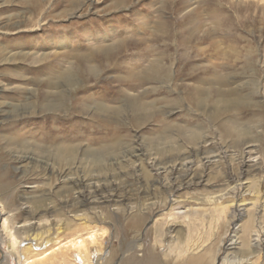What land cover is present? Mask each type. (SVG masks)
Returning <instances> with one entry per match:
<instances>
[{
  "label": "rangeland",
  "instance_id": "obj_1",
  "mask_svg": "<svg viewBox=\"0 0 264 264\" xmlns=\"http://www.w3.org/2000/svg\"><path fill=\"white\" fill-rule=\"evenodd\" d=\"M149 254L264 264V0H0V264Z\"/></svg>",
  "mask_w": 264,
  "mask_h": 264
},
{
  "label": "bare ground",
  "instance_id": "obj_2",
  "mask_svg": "<svg viewBox=\"0 0 264 264\" xmlns=\"http://www.w3.org/2000/svg\"><path fill=\"white\" fill-rule=\"evenodd\" d=\"M106 54V53H105ZM84 67V66H83ZM92 67V66H91ZM79 69V68H78ZM73 74V73H72ZM73 75H75V74H73ZM67 76V75H66ZM104 96V95H103ZM107 98V97H106ZM59 99V98H58ZM57 99V100H58ZM59 101V100H58ZM57 103V102H56ZM71 149V148H70ZM65 156V155H64ZM108 198V197H107ZM224 203V201H220L219 202V205H222ZM227 204V203H226ZM231 204V203H230ZM253 205H255V202H254V204ZM229 206V205H228ZM5 221V220H4ZM4 221H2V222H4ZM137 222V221H136ZM140 222V221H139ZM250 219H247V221H246V227H245V229H247V231H248V228H250ZM253 228H255V232H258L259 231V229L258 228H256V226L255 225H251ZM239 228V227H238ZM257 229V230H256ZM246 231V230H245ZM246 231V232H247ZM192 233V232H191ZM94 235H91L90 236V238H92ZM249 236H250V234L248 235V238H249ZM247 243H248V241H247ZM29 248H30V246H28V247H26V249H28L29 250ZM152 254V253H151ZM151 254H149V255H151ZM180 254V253H179ZM148 255V258H147V260H146V262H144L145 264H159V262L158 263H156V258H154V256L153 255H151V256H149ZM144 256V255H143ZM137 258V257H136ZM197 259V258H196ZM195 258H193V259H188L187 261H185L186 263H184V264H205V262L204 261H200L201 259H199V260H196ZM134 260V259H133ZM141 260H142V258H141ZM144 260H145V257H144ZM130 261V260H129ZM138 261V260H137ZM135 262H136V260H135ZM138 263V262H137ZM137 263H135V264H137ZM141 263V262H140ZM128 264H130V262H128ZM231 264H237L236 262H231Z\"/></svg>",
  "mask_w": 264,
  "mask_h": 264
}]
</instances>
